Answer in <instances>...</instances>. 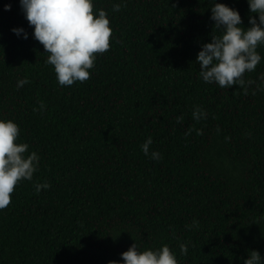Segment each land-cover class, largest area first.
<instances>
[{
  "label": "trees",
  "instance_id": "1",
  "mask_svg": "<svg viewBox=\"0 0 264 264\" xmlns=\"http://www.w3.org/2000/svg\"><path fill=\"white\" fill-rule=\"evenodd\" d=\"M216 2L249 26L246 0ZM92 3L106 12L110 46L87 80L61 86L18 0H0V119L18 125L25 155L39 156L0 209V264H106L133 242L167 244L178 264H243L253 249L264 257V45L243 74L253 81L245 94L200 78L196 53L221 34L212 0ZM197 105L206 118L193 119ZM148 136L159 160L140 150Z\"/></svg>",
  "mask_w": 264,
  "mask_h": 264
},
{
  "label": "clouds",
  "instance_id": "2",
  "mask_svg": "<svg viewBox=\"0 0 264 264\" xmlns=\"http://www.w3.org/2000/svg\"><path fill=\"white\" fill-rule=\"evenodd\" d=\"M249 16L248 27H242L239 12L224 3L212 0L209 8V19L221 30L219 36L210 37V42L203 43L196 53L195 62L199 65L200 78L206 83L215 82L220 87L232 85L242 86L247 94L244 73L251 72L261 62L262 57L256 50L264 45V0H246ZM28 25L32 27V38L38 41L45 50V63L53 66L56 81L61 86L72 85L75 81L83 82L89 78L88 69L93 68L95 54L103 53L109 48V37L112 29L103 9L93 13L92 0H18ZM10 4L3 6L7 11ZM120 3L112 5L113 11H119ZM252 14H255L254 16ZM10 31L20 38L27 39L28 33L22 27H13ZM261 80L256 90L264 89V73H258ZM29 83L26 76L16 80L19 89ZM253 94H255L253 92ZM39 109L43 110V101H38ZM33 111H37L33 108ZM207 112L200 106H194L192 117L204 119ZM182 116H177L180 122ZM18 125L11 119H0V209H4L11 201L10 194L14 186L23 180H31L38 168L39 156L35 151L28 150V144L17 142ZM190 129L185 131L188 134ZM202 134L201 129H196ZM227 139V137H225ZM152 137L148 136L140 145L141 152L153 160H159L161 154L153 149ZM48 182L34 183V191L49 188ZM191 226H198L193 219ZM189 227V225H186ZM188 245L179 244L180 255L187 253ZM120 260H109L106 264H178L176 254L167 244L159 248H145L140 251L136 243L121 252ZM264 257L255 249L249 250L243 264H262Z\"/></svg>",
  "mask_w": 264,
  "mask_h": 264
}]
</instances>
